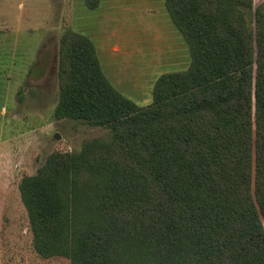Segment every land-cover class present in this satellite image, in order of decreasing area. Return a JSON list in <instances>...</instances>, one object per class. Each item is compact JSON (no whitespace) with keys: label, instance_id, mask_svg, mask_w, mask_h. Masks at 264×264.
Instances as JSON below:
<instances>
[{"label":"trees","instance_id":"16d2710c","mask_svg":"<svg viewBox=\"0 0 264 264\" xmlns=\"http://www.w3.org/2000/svg\"><path fill=\"white\" fill-rule=\"evenodd\" d=\"M89 9L100 0H83ZM190 62L145 106L67 30L53 115L110 141L52 154L19 182L32 245L70 264H264V0H165Z\"/></svg>","mask_w":264,"mask_h":264},{"label":"rangeland","instance_id":"374dc122","mask_svg":"<svg viewBox=\"0 0 264 264\" xmlns=\"http://www.w3.org/2000/svg\"><path fill=\"white\" fill-rule=\"evenodd\" d=\"M67 30L93 41L108 80L140 106L152 101L160 75L190 62L165 0H100L94 9L83 0H0V264H70L34 250L19 182L52 154L112 139L109 128L53 115Z\"/></svg>","mask_w":264,"mask_h":264},{"label":"water","instance_id":"95a60500","mask_svg":"<svg viewBox=\"0 0 264 264\" xmlns=\"http://www.w3.org/2000/svg\"><path fill=\"white\" fill-rule=\"evenodd\" d=\"M55 136L57 137L58 135H57V134H55Z\"/></svg>","mask_w":264,"mask_h":264}]
</instances>
